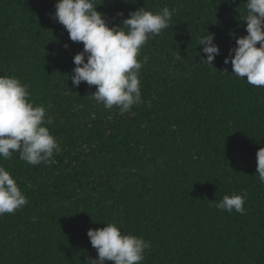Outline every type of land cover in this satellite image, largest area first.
Returning <instances> with one entry per match:
<instances>
[{"label":"trees","instance_id":"1","mask_svg":"<svg viewBox=\"0 0 264 264\" xmlns=\"http://www.w3.org/2000/svg\"><path fill=\"white\" fill-rule=\"evenodd\" d=\"M55 2L0 0V76L29 85L61 149L38 166L0 159L28 199L0 217V264H86L97 256L87 231L107 223L151 242L142 264H264V87L223 63L247 34V0H96L110 26L142 7L173 12L141 49L143 104L124 114L97 104L95 86H72L83 45L50 18ZM205 29L214 69L200 61ZM241 192L244 215L210 203Z\"/></svg>","mask_w":264,"mask_h":264},{"label":"clouds","instance_id":"2","mask_svg":"<svg viewBox=\"0 0 264 264\" xmlns=\"http://www.w3.org/2000/svg\"><path fill=\"white\" fill-rule=\"evenodd\" d=\"M54 7L50 18L63 26L70 41L83 45L73 57L72 86L78 87L81 82L95 86L92 99L107 110L118 108L121 114L142 105L140 74L147 57L142 61L138 57L149 39L170 27L172 10L165 6L154 13L138 8L120 24L110 26L105 15L96 10V0H56ZM245 9L241 21H246L247 34L235 38V47L229 49L223 63L231 64L233 78L246 77L248 84L264 87V0H247ZM214 41L215 34L206 29L198 39L206 57L200 61L213 69V61L220 55ZM52 123L47 108L30 101L28 84L16 76H0V159L9 160L18 153L20 160L32 166L49 163L61 150L48 127ZM256 175L264 184V147L256 152ZM246 197V192L233 193L210 203L220 211L244 215ZM27 204L17 178L0 164V217L14 214ZM86 235L97 253L86 264H142L146 250L151 248L150 241L123 233L115 223L90 228Z\"/></svg>","mask_w":264,"mask_h":264}]
</instances>
